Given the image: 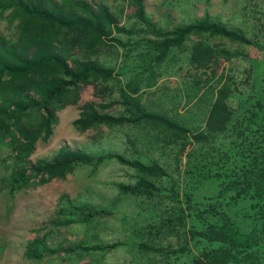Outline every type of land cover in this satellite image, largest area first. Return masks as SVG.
Listing matches in <instances>:
<instances>
[{
  "label": "trees",
  "instance_id": "obj_1",
  "mask_svg": "<svg viewBox=\"0 0 264 264\" xmlns=\"http://www.w3.org/2000/svg\"><path fill=\"white\" fill-rule=\"evenodd\" d=\"M120 1L126 6L115 11L86 0H0V22L13 25L12 37L0 35V160L9 161L6 192L13 195L64 180L79 168L116 161L139 174L134 184L118 187L121 194L163 197L156 182L167 174L156 161L147 164L66 146L50 159L28 160L37 142L52 136L57 113L76 105L81 88L90 86L94 97L111 98L81 106L72 123L78 133L137 128L175 149V162L185 154L190 182L185 178L184 188L172 187L169 216L148 228L152 237L166 233L181 236L183 243L168 250L140 244L139 250L160 256L164 264H264V40L248 38L208 15L163 29L146 13L144 0ZM126 8H132L131 14H125ZM123 20L132 22L121 25ZM112 51L119 61L102 63L101 56ZM175 54H184L194 74L201 75L192 79L191 98L199 93L213 98L199 129L142 101L143 92L167 74ZM237 59L249 64L242 72L243 84L221 69ZM126 75L132 78L123 85ZM114 86L118 98H112ZM115 106L122 108L119 114L106 112ZM3 150L8 151L4 156ZM207 184H212V194L198 200V189ZM68 206L69 216L54 221L55 226L112 216L104 209ZM119 245H75L60 252H109ZM46 254L57 250L49 249L43 238L28 241L27 259Z\"/></svg>",
  "mask_w": 264,
  "mask_h": 264
},
{
  "label": "rangeland",
  "instance_id": "obj_2",
  "mask_svg": "<svg viewBox=\"0 0 264 264\" xmlns=\"http://www.w3.org/2000/svg\"><path fill=\"white\" fill-rule=\"evenodd\" d=\"M86 1L108 5L115 11L120 9V5L126 6L120 0ZM144 5L148 16L163 29H172L208 15L248 38L258 36L260 41L264 40V0H144ZM131 11L132 8H126L125 14H131ZM131 22L123 20L121 25L128 26ZM12 31L13 25L5 20L0 22V35L12 37ZM226 46L237 48L230 43H226ZM239 50L244 51L242 48ZM121 52L119 50V54ZM244 52L251 55L249 50ZM117 57L119 61V55ZM117 57L113 51L107 52L101 56V62L114 65ZM248 66L247 60L237 59L224 63L221 69L236 76L237 81L243 84L245 76H242V72ZM194 73L185 55L175 54L168 63L167 74L158 80L155 87L143 92L142 101L150 109L164 110L191 129L201 128L213 98L210 93H199L191 98L192 79L201 77L200 73ZM131 78L132 75H126L122 84ZM117 88L114 86L112 98L119 97ZM110 98L107 94L103 99L94 97L90 86L81 88L77 104L57 113L58 124L52 136L47 142L38 141L28 160L34 163L39 159H50L60 147L66 146L94 155L116 153L147 164L156 161L167 174V177L156 182L157 187L162 189L163 197L146 200L144 197L121 194L118 187L134 184L139 174L116 161L98 168H79L64 180H53L44 186L26 188L11 195L4 187L9 175V161L0 160V264H164L160 256L140 251L139 245L168 250L169 246L176 248L183 243L181 236L166 233L152 237L148 234V228L159 225L163 218L169 216L173 202L168 194L172 187H176L175 190L184 188L185 178L189 181L185 173V154L179 157L180 162H175L176 150L163 146L147 130L101 127L80 134L73 128L72 123L77 119L81 106L88 102H107ZM121 111V107L115 106L106 112L117 115ZM7 153V150H3L2 155ZM189 182L186 184L189 185ZM211 185L207 184L206 188H199L198 193L195 192L198 200L212 194ZM69 203L104 209L111 212L112 216L79 222L78 215H70L78 222L55 226L54 221H62L69 216ZM61 208L62 212L58 215ZM37 237L43 238L47 247L57 250V254H46L40 260L27 259V243ZM116 243L120 245L109 252H60L75 245L89 247Z\"/></svg>",
  "mask_w": 264,
  "mask_h": 264
}]
</instances>
